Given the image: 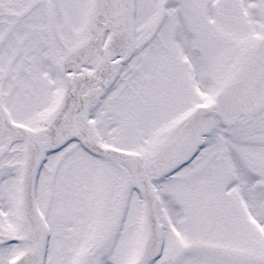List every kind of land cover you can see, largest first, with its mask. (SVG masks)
<instances>
[{
	"label": "snow or ice",
	"instance_id": "6c2138e0",
	"mask_svg": "<svg viewBox=\"0 0 264 264\" xmlns=\"http://www.w3.org/2000/svg\"><path fill=\"white\" fill-rule=\"evenodd\" d=\"M0 264H264V0H0Z\"/></svg>",
	"mask_w": 264,
	"mask_h": 264
}]
</instances>
